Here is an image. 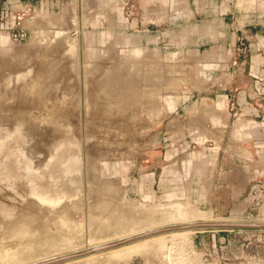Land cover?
<instances>
[{"label": "rangeland", "instance_id": "374dc122", "mask_svg": "<svg viewBox=\"0 0 264 264\" xmlns=\"http://www.w3.org/2000/svg\"><path fill=\"white\" fill-rule=\"evenodd\" d=\"M28 1L34 10L24 15L23 32L17 34L0 28V230L9 232L0 231L5 234L0 235V240L6 246L13 242L8 237L11 229L17 223L20 225L15 228L25 227L23 223L27 220L28 228L37 229L39 235H29L35 236L32 239L22 237L23 246L18 241L21 249L27 245L24 246V238L33 245L25 247L27 253L19 245L17 251L20 249L22 256L26 253L34 257L51 252L54 246L65 251L79 247L121 225L132 223L134 229H139L141 217L137 215L149 213L153 208L156 210L149 214L155 220L162 219L164 213L184 208L206 209L215 219L259 217L264 210V173L251 194L218 210L208 198L193 201L186 194L178 198L152 197L143 189V192L135 190L134 178L138 183L147 157L154 159L171 153L221 155L231 151L232 145L225 137L240 125V119L256 122L249 130V155L264 156V80L258 84L251 82V86L245 80L249 79L245 39L242 44L236 42L220 51L192 45L196 40L192 12L195 8L198 11L199 6L208 7V0L197 2L196 7L185 0ZM220 1L217 0L218 9L228 4L227 9L234 13L256 2ZM160 31L167 32L164 38L157 37ZM242 89L250 112H242L235 103L237 92ZM222 91L231 96L228 102L225 99L223 107H217ZM117 113L123 117L118 118ZM262 164L263 161L257 162L259 168H264ZM61 209L65 211L63 214L67 212L66 221L71 219H67L70 214V221L79 220L82 228L73 224L76 220L71 226L68 222L65 223L68 226L62 225L65 228L62 232L61 223L55 220L59 214L63 216ZM94 213L99 218H108L107 221L100 222L98 218L99 224H90L97 220L92 219ZM129 218L135 223L127 222L131 221ZM20 219L23 222H18ZM54 226L60 227L59 233L55 231L60 236L52 233ZM46 231L57 238L46 239L49 234ZM71 231L73 238L68 237ZM60 232H65L68 239L65 233L61 237ZM173 232L69 262L264 264V229ZM2 242L0 245H4ZM43 243L49 246L44 249ZM9 244L8 251L14 246ZM14 247L11 251L17 248ZM140 247L146 251L110 259L112 255ZM21 255L18 259L29 258ZM38 261L42 260L35 262ZM64 263L68 261L57 264Z\"/></svg>", "mask_w": 264, "mask_h": 264}, {"label": "crops", "instance_id": "0c3cea01", "mask_svg": "<svg viewBox=\"0 0 264 264\" xmlns=\"http://www.w3.org/2000/svg\"><path fill=\"white\" fill-rule=\"evenodd\" d=\"M185 1L192 2L193 7H196L197 2H202ZM16 2L17 0H0V7ZM227 5H224V9H218L217 0H208V7L199 6L198 11L193 8L191 25L196 40L192 45L198 49L220 51L243 37L248 51L249 79L245 80L250 86L251 82L261 83L264 80V0H256L255 4L242 7L237 13L229 11ZM166 33L160 31L156 35L164 38ZM177 45L181 46L179 43ZM230 96L228 91H222L218 95L220 100L217 99V107H223L225 99L228 102ZM235 103L242 112L251 111L243 89L237 92ZM240 120V125L231 129L225 137L232 145L229 152L221 155L208 153L205 156H173L174 153H171L155 156L154 159L145 158L144 171L138 176V183L134 178L135 190L143 189L152 197L178 198L186 194L193 201L208 198L211 206L217 210L220 206L227 207L232 202L239 201L245 194H251L259 186V177L264 173V168L257 166L258 161H263L264 164V156H251L247 151L250 149L249 130L256 123L255 120ZM158 161L160 164H157Z\"/></svg>", "mask_w": 264, "mask_h": 264}, {"label": "bare ground", "instance_id": "6f19581e", "mask_svg": "<svg viewBox=\"0 0 264 264\" xmlns=\"http://www.w3.org/2000/svg\"><path fill=\"white\" fill-rule=\"evenodd\" d=\"M45 98V97H44ZM43 99V98H42ZM52 100V99H51ZM41 102V101H40ZM50 102V101H49ZM52 102V101H51ZM37 103H38V101H37ZM64 103V102H63ZM63 103H62V107H63ZM66 103V102H65ZM64 103V104H65ZM68 103V102H67ZM41 104V103H40ZM54 104V103H53ZM71 104V103H70ZM56 104H54V106H55ZM66 105V104H65ZM68 105V104H67ZM41 107L43 106V105H40ZM45 106V105H44ZM49 106V105H48ZM52 107V106H51ZM61 107V108H62ZM65 108H67L66 106H65ZM64 108V109H65ZM69 108H70V105H69ZM71 109V108H70ZM48 110V109H47ZM66 110V109H65ZM70 111H73V110H70ZM86 111H88V110H86ZM42 112V111H41ZM46 112V111H45ZM44 112V113H45ZM43 113V112H42ZM68 113V112H67ZM70 113V112H69ZM85 114V113H84ZM54 115V114H53ZM66 115V114H65ZM86 115V114H85ZM117 115H118V113H117ZM121 116H122V114H120ZM45 116V115H44ZM47 116V115H46ZM59 116V115H58ZM63 116V115H62ZM62 116H60V117H62ZM121 116H119L118 115V118H120ZM42 117V116H41ZM74 117V116H73ZM87 117V116H86ZM123 117V116H122ZM121 117V118H122ZM125 117V116H124ZM44 118V117H43ZM51 118V117H50ZM65 118V117H64ZM70 118V117H69ZM88 118V117H87ZM131 118V117H130ZM129 118V119H130ZM56 120H59V119H56ZM70 120H71V118H70ZM73 120V119H72ZM118 120V119H117ZM125 120L127 121V119L125 118ZM41 121V120H40ZM43 121V120H42ZM61 121H63V120H61ZM78 121V120H77ZM73 122H75V121H72V123ZM111 122V121H110ZM36 123V122H35ZM66 123V122H65ZM77 123V122H76ZM116 123V122H115ZM123 123V122H122ZM121 123V124H122ZM127 123V122H126ZM33 124V123H32ZM69 124V123H68ZM71 124V123H70ZM35 125V124H34ZM97 125V124H96ZM85 126V125H84ZM105 126V125H104ZM63 127H64V125H63ZM70 127H71V125H70ZM109 127V126H108ZM65 128V127H64ZM74 129H75V127H74ZM77 129V128H76ZM76 129H75V131H76ZM88 129V128H87ZM93 129V128H92ZM96 129H98V128H96ZM72 130V129H71ZM101 130H102V127H101ZM67 131V130H66ZM74 131V132H75ZM71 132H73V131H71ZM91 132V131H90ZM103 132V131H102ZM107 132H109L108 130H107ZM106 132V133H107ZM122 132V131H121ZM105 133V132H104ZM79 134V136H80V133H78ZM109 134V133H108ZM108 134H107V136H108ZM83 135H85V134H83ZM91 135V134H90ZM113 135V134H112ZM118 135H121L122 136V134H118ZM99 136V135H98ZM101 136H102V134H101ZM104 136H106V135H104ZM104 136H102V137H104ZM86 137V136H85ZM88 137V136H87ZM115 137V136H114ZM84 138V137H83ZM52 140V139H51ZM50 140V141H51ZM84 140V139H83ZM110 140V139H109ZM49 141V140H48ZM242 152V151H241ZM248 154V153H247ZM75 169V168H74ZM74 169H72V170H74ZM68 171H69V169H68ZM89 187H91V186H89ZM21 188H22V186H21ZM108 188V187H107ZM112 189V188H111ZM88 192V191H87ZM91 192V191H90ZM118 192V191H117ZM30 200V199H29ZM262 200H264V198L262 199ZM98 201V200H97ZM102 201H100V203H101ZM264 202V201H263ZM28 203V202H27ZM34 203V202H33ZM79 203V202H78ZM111 203V202H110ZM23 204V203H22ZM35 204V203H34ZM37 204V203H36ZM65 204V203H64ZM80 204V203H79ZM95 204V203H94ZM108 204V203H107ZM264 204V203H263ZM30 205H32V204H30ZM91 205H92V203H91ZM102 205V204H101ZM262 205V204H261ZM22 206V205H21ZM27 206V205H26ZM37 206V205H36ZM96 206V205H95ZM107 206H109V205H107ZM45 207V206H44ZM68 207V206H67ZM93 207V206H92ZM22 208H24V207H22ZM29 208V207H28ZM32 208V207H31ZM59 208V207H58ZM63 208V207H62ZM86 208V207H85ZM90 208H91V206H90ZM96 208V207H95ZM106 208V207H105ZM108 208V207H107ZM106 208V209H107ZM260 208V207H259ZM26 209V208H25ZM30 209V208H29ZM48 209V208H47ZM55 209V208H54ZM151 209V208H150ZM149 209V210H150ZM158 209V208H157ZM262 209H264V208H262ZM57 210V209H56ZM59 210V209H58ZM91 210H93L92 208H91ZM148 209H146L145 211H147ZM152 210H156V209H151V212H153ZM159 210V209H158ZM32 211H33V208H32ZM60 211H63L62 209L60 210ZM77 211V210H76ZM87 211V210H86ZM97 211V210H96ZM108 211V210H107ZM133 211V210H132ZM137 211V210H136ZM259 211V210H258ZM22 212V211H21ZM34 212V211H33ZM65 211H63L62 212V215L63 216H61L60 214H59V216L61 217V218H63L64 220H62L63 222H61L60 221V217H58V218H55V220L56 219H58L57 221L58 222H60L61 224H60V227L62 226V225H64L66 222H68L67 224H69L70 226H71V224L73 223V222H75L77 219H75L73 222L72 221H70L71 219H72V215L70 216V214L68 215L69 217L67 218V219H69V218H71L69 221L67 220L66 221V219H65V217L67 216V212L65 213V214H63ZM69 212V211H68ZM97 212H101V211H97ZM104 212V211H103ZM110 212V211H109ZM126 212V211H125ZM151 212H149V213H151ZM28 213V212H27ZM57 213H61V212H59V211H57ZM91 212H89V214H90ZM107 213V212H106ZM132 213H138L139 214V212H132ZM141 213H143V211L141 210ZM148 212L147 213H145V214H140V216L139 215H137L138 216V218H140L141 217V219H138L139 220V222H140V224H141V227L139 228V229H134L131 225H132V223H131V225L129 224V223H127V222H132V220H133V222H134V219H136L135 218V214H134V219H131V218H129L128 220H130L131 219V221H127L126 222V224H129V226H120V228L119 229H114V230H111L112 229V225L111 224H113L114 226L113 227H115L116 225V223L114 224V223H111L110 224V227H111V229H109V230H111L110 232H107V234H104V235H100V237H98V236H96V237H98L97 239H96V237H95V240L94 239H88V240H86L85 242H83V243H81L80 245H79V247H73V248H69V249H66L67 251H65V250H62V249H60V248H54V247H52L53 248V250L51 251V252H46V253H43V254H41V255H38V256H32V257H30V255H28V254H26L27 253V251L29 252V248H28V245H29V243H30V240H28V239H23V241H24V246L26 245V243H27V245L25 246V247H27V248H25V247H23L22 249L24 250V248L26 249V253H25V255L27 256H29V258H26V257H24L25 255H21V247L23 246V242L20 240L22 237H26L27 238V236L30 238V239H32V237L31 236H29V235H36V234H38L39 235V231H37V229H35V228H33V229H30V228H28V226H27V222H30V221H28L27 220V222L26 221H24L25 223H23V224H25L26 226L24 227V225L23 226H21V228H19L20 226H17V228H15L16 227V225H18L19 223H17L16 225H15V227H14V229H11L12 231H10V227H9V231L11 232L9 235L10 236H8L9 237V239H10V241H11V238L13 239V242H10V244L9 243H7V246H8V244L9 245H14L13 247L14 248H16L14 251H11L12 249H13V247L12 248H9L10 250L8 251V247H10V246H6L1 240H0V242H2L6 247H4V245H0V259L2 260H0L1 261V264H28V263H31V262H35V261H37V260H43V259H46V258H49V257H54V256H57L58 254H64V253H66V252H72V251H74V250H78V249H80V248H82V247H87V246H92V245H98V244H102V243H106V242H109V241H112V240H116V239H118V238H122V237H125V236H128V235H131V234H134V233H136V232H140V231H144V230H148V229H151V228H156V227H158V226H164V225H166V224H174V223H186V222H192V221H199V220H214L215 218H213L212 217V215L210 214V212H208V211H206V209L205 210H200V209H194V208H184V209H179V210H177V211H175V212H167V213H164V215L162 216V219H160V220H155V219H153V218H151L150 217V215H152V214H149ZM154 213H156V211L154 212ZM153 213V214H154ZM160 213V210H159V212H158V215H161V214H159ZM260 213V212H259ZM258 213V214H259ZM34 214V213H33ZM53 214V213H52ZM72 214V213H71ZM95 214V213H94ZM94 214H92V215H94ZM257 214V215H258ZM29 215V214H28ZM56 215V214H55ZM58 215V214H57ZM78 215V214H77ZM86 215V214H85ZM91 215V214H90ZM106 215V214H105ZM126 215H128L127 214V212H126ZM142 215V216H141ZM36 216H39V215H37V213H36ZM41 216V215H40ZM52 216V215H51ZM79 216V215H78ZM131 216V215H130ZM132 216H133V214H132ZM22 217L24 218V216L22 215ZM35 217V216H34ZM81 217V216H80ZM95 217H97V215L95 214V216L94 217H92V219L94 220V218ZM100 217H102V214H101V216ZM28 218H29V216H28ZM49 218V217H48ZM52 218V217H51ZM54 218V217H53ZM52 218V219H53ZM79 218V217H78ZM87 218V217H86ZM98 218L99 217H97V220L96 221H94L93 223H90V224H99V222H97L98 221ZM104 218V216L102 217V218H99V220H100V222H101V220H106L107 221V219H103ZM114 218V217H113ZM128 218V217H127ZM126 218V219H127ZM133 218V217H132ZM256 218H259V220L261 221V220H264V210H261V213H260V215H259V217H256ZM256 218H255V220H256ZM27 219V218H26ZM30 219H31V217H30ZM32 219H34V218H32ZM52 219H49V220H51L52 221ZM73 219H74V217H73ZM89 219V217L87 218V220ZM96 219V218H95ZM224 219H230V218H223L222 220H224ZM36 220V219H35ZM48 220V219H47ZM232 220H235V219H232ZM246 220V219H245ZM247 220H249V219H247ZM32 221V220H31ZM37 221V220H36ZM79 220H77L76 221V223H73V224H77V225H79V223L80 222H78ZM106 221H104L105 223H106ZM116 221V220H115ZM13 222V221H12ZM11 222V223H12ZM17 222V221H16ZM18 222H23V221H21V219L18 221ZM39 222V221H38ZM37 222V223H38ZM53 222H55L54 221V219H53ZM72 222V223H71ZM78 222V223H77ZM83 222V221H82ZM87 222V221H86ZM89 222V221H88ZM97 222V223H96ZM114 222V221H113ZM125 223V222H124ZM135 223V222H134ZM10 224V223H9ZM30 224V223H29ZM28 224V225H29ZM43 224V223H42ZM55 224V223H54ZM106 224H108V223H106ZM105 224V225H106ZM20 225V224H19ZM22 225V224H21ZM47 225V224H46ZM45 225V226H46ZM57 225H59V224H57L56 223V226ZM66 225V224H65ZM135 225V224H134ZM138 225V224H137ZM10 226V225H9ZM41 226V225H40ZM56 226H54V228L56 227ZM66 226H68V225H66ZM65 226V227H66ZM91 226V225H90ZM95 226V225H94ZM94 226H92L93 228H94ZM12 227V226H11ZM23 227V228H22ZM33 227V226H32ZM31 227V228H32ZM39 227V226H38ZM58 227V226H57ZM59 227V228H60ZM73 227V226H72ZM78 227H81L80 225L78 226ZM78 227H75V228H78ZM103 227V223H102V226H101V228ZM108 227V225L105 227V228H107ZM109 227V228H110ZM6 228V227H5ZM13 228V227H12ZM58 228V229H59ZM65 229L64 227H61L60 229L62 230V232H63V229ZM68 228H70V227H68ZM67 228V229H68ZM74 228V229H75ZM82 228V227H81ZM100 228V227H99ZM100 228V229H101ZM104 228V227H103ZM48 229V228H47ZM56 229L57 228H55L54 229V232H52V233H55V231H56ZM57 229V231H58V233H59V231L60 230H58ZM67 229H66V231H67ZM2 230H5L6 231V229H1L0 231H2ZM36 230V231H35ZM39 230V229H38ZM41 230V229H40ZM44 230H46L45 228H44ZM49 230V229H48ZM72 230V229H71ZM78 230H80L79 228H78ZM78 230H76L77 232H78ZM90 230H92L91 229V227H90ZM106 230V229H105ZM50 231V230H49ZM49 231H46V232H48L49 233ZM65 231V230H64ZM72 231H74V230H72ZM72 231L71 232H68V233H72ZM75 231V232H76ZM99 231V230H98ZM107 231V230H106ZM186 231H190V229H187V230H184V231H176V232H173V234H179V233H186ZM4 232V231H3ZM6 232H8V230L6 231ZM41 232V231H40ZM45 232V233H46ZM62 232H60L61 234H63L61 237H65V235H66V233H65V235H64V233H62ZM75 232H74V234H75ZM77 232H76V234H77ZM9 233V232H8ZM44 233V232H43ZM52 233L50 232L49 234H51L50 236H49V234H48V238L46 237L47 236V234L45 235V236H43L44 238L46 237V239H49L51 236H55V234L57 233H55V234H53L52 235ZM57 233V234H58ZM78 233H81V232H78ZM103 233V232H102ZM2 234V232H0V235ZM4 234V233H3ZM2 234V235H3ZM7 234V233H6ZM42 234V233H41ZM75 234V235H76ZM88 234V233H87ZM91 234V233H90ZM163 234V233H162ZM5 235V234H4ZM43 235V234H42ZM59 235V234H58ZM70 235H72V236H70ZM70 235H68V237H72L73 238V233L72 234H70ZM80 235V234H79ZM158 235H161V234H156V235H154V236H158ZM60 236V235H59ZM90 236V235H89ZM88 236V237H89ZM154 236H150V237H147V238H144V239H148V238H151V237H154ZM7 237V238H8ZM35 237V236H34ZM33 237V238H34ZM42 237V236H41ZM68 237H67V235H66V239H68ZM82 236H80V239L82 240V238H81ZM1 238V237H0ZM41 239L39 236L37 237V239ZM54 238H57V236H55ZM53 238V239H54ZM64 238V239H65ZM76 238V237H75ZM4 239V238H3ZM5 239H6V237H5ZM4 239V240H5ZM36 239V238H35ZM51 239H52V237H51ZM70 239V238H69ZM144 239H141V240H144ZM3 240V241H4ZM21 241V242H19L20 244H22V246H20V244L18 243V241ZM42 240V239H41ZM57 241H58V239H56ZM60 240V239H59ZM141 240H138V241H141ZM6 241V240H5ZM34 241V240H33ZM48 242V240H43L42 242ZM50 241V240H49ZM54 241V240H53ZM52 240L50 241V242H52V243H54ZM66 241V240H65ZM84 241V240H83ZM138 241H135V242H131V243H128V244H124V245H121V246H125V245H129V244H132V243H136V242H138ZM9 242V241H8ZM31 242H32V240H31ZM39 242V241H38ZM42 242H40V244L42 243ZM13 243V244H12ZM51 243V244H52ZM62 243V242H61ZM31 244V243H30ZM44 244H46V243H43V245ZM49 244V243H48ZM18 245H19V247H20V249L17 251V249H18ZM33 245V244H32ZM32 245H29V246H31L32 247ZM37 245V244H36ZM54 244H52V246H53ZM3 246V247H2ZM42 246V245H41ZM49 245H47V247H48ZM51 246V245H50ZM121 246H118V247H115V248H119V247H121ZM42 247H44V249H46L47 247H45V245L44 246H42ZM51 248V249H52ZM115 248H112V249H115ZM144 247H140V248H135L134 250H127V251H123V253H121V254H119V255H112V257L110 258V259H113V258H119V257H125V256H127L128 254H131V253H133V252H136V253H144L145 251H146V249H143ZM7 249V250H6ZM33 249V248H32ZM36 249V248H35ZM35 249H34V251H35ZM43 249V250H44ZM48 249H50V248H48ZM112 249H109V250H112ZM31 250V249H30ZM40 250H42V249H40ZM42 250V251H43ZM109 250H105V251H109ZM8 251V252H7ZM36 251H38V250H36ZM105 251H101V252H105ZM25 252V251H24ZM101 252H96V253H101ZM31 253V252H30ZM41 253V252H40ZM96 253H91V254H88V255H92V254H96ZM36 254H38L37 252H36ZM21 255V257H24V258H21V259H18L19 258V256ZM33 255V254H32ZM88 255H86V256H88ZM2 256V257H1ZM4 256V257H3ZM27 256V257H28ZM83 258V257H82ZM79 259V258H78ZM77 260V259H76ZM4 262V263H3ZM72 262V263H71ZM71 262H69L68 261V263H66V264H73V261H71ZM65 264V263H64Z\"/></svg>", "mask_w": 264, "mask_h": 264}, {"label": "water", "instance_id": "95a60500", "mask_svg": "<svg viewBox=\"0 0 264 264\" xmlns=\"http://www.w3.org/2000/svg\"><path fill=\"white\" fill-rule=\"evenodd\" d=\"M218 218H231V217H218ZM214 219V220H199V221H192L186 223H174V224H166L164 226H158L156 228H151L148 230L136 232L134 234L118 238L116 240H112L106 243H102L95 246L85 247L80 250H76L73 252H68L65 254H61L58 256H54L51 258L44 259L42 261L29 263V264H57L64 261H69L73 259H78L83 256H86L90 253L101 252L105 250H109L124 244H128L131 242H135L150 236H154L156 234L168 233L173 231H180V230H195V231H202V230H209V229H264V221L258 220H242V219Z\"/></svg>", "mask_w": 264, "mask_h": 264}, {"label": "built area", "instance_id": "2783aa9c", "mask_svg": "<svg viewBox=\"0 0 264 264\" xmlns=\"http://www.w3.org/2000/svg\"><path fill=\"white\" fill-rule=\"evenodd\" d=\"M34 10L33 4L31 2H17L13 5L7 7H0V28L7 32H16L19 34L20 31H24V15L29 10ZM244 38H239L236 42L242 44ZM245 41V40H244Z\"/></svg>", "mask_w": 264, "mask_h": 264}]
</instances>
